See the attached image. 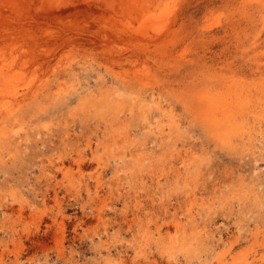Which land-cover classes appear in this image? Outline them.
<instances>
[{
	"label": "rangeland",
	"instance_id": "obj_1",
	"mask_svg": "<svg viewBox=\"0 0 264 264\" xmlns=\"http://www.w3.org/2000/svg\"><path fill=\"white\" fill-rule=\"evenodd\" d=\"M0 264H264V0H0Z\"/></svg>",
	"mask_w": 264,
	"mask_h": 264
},
{
	"label": "bare ground",
	"instance_id": "obj_2",
	"mask_svg": "<svg viewBox=\"0 0 264 264\" xmlns=\"http://www.w3.org/2000/svg\"><path fill=\"white\" fill-rule=\"evenodd\" d=\"M156 38H157V37H156ZM238 98H239V97H238ZM238 98H237V99H238ZM255 98H256V97H255ZM246 99H247V98H246ZM230 100H231V99H230ZM225 101H226V100H225ZM231 101H232V100H231ZM240 101H241V100H240ZM242 101H243V100H242ZM246 101H247V100H246ZM220 102H221V101H220ZM223 102H224V101H223ZM229 102H230V101H229ZM217 103H218V102H217ZM221 103H222V102H221ZM221 103H220V105H221ZM230 103H231V102H230ZM239 103H240V102H239ZM228 104H229V103H228ZM234 104H235V103H234ZM241 104H242V103H241ZM247 104H248V103H247ZM216 105H219V104H216ZM222 105H223V104H222ZM222 105H221V106H222ZM225 105H226V104H225ZM229 105H230V104H229ZM236 105H237V104H236ZM255 105H256V104H255ZM213 106H214V105H213ZM232 106H233V105H232ZM217 107H218V106H217ZM225 107H226V106H225ZM236 107H237V106H236ZM238 107H239V106H238ZM239 109H240V108H239ZM255 109H256V108H255ZM225 110H226V109H225ZM227 113H228V112H227ZM228 114H229V113H228ZM228 114H227V115H228ZM254 117H255V116H254ZM232 122H233V121H232ZM233 123H234V122H233ZM241 124H242V123H241ZM240 126H241V125H240ZM232 128H233V127H232ZM233 131H234V130H233Z\"/></svg>",
	"mask_w": 264,
	"mask_h": 264
}]
</instances>
